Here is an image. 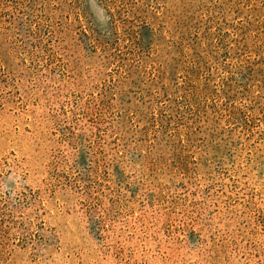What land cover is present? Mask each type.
<instances>
[{
  "label": "rangeland",
  "instance_id": "1",
  "mask_svg": "<svg viewBox=\"0 0 264 264\" xmlns=\"http://www.w3.org/2000/svg\"><path fill=\"white\" fill-rule=\"evenodd\" d=\"M0 264H264V0H0Z\"/></svg>",
  "mask_w": 264,
  "mask_h": 264
}]
</instances>
